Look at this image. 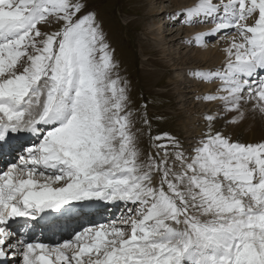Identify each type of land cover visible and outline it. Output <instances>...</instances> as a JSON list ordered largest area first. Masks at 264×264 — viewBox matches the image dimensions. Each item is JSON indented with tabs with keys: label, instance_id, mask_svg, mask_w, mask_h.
Segmentation results:
<instances>
[{
	"label": "snow or ice",
	"instance_id": "6c2138e0",
	"mask_svg": "<svg viewBox=\"0 0 264 264\" xmlns=\"http://www.w3.org/2000/svg\"><path fill=\"white\" fill-rule=\"evenodd\" d=\"M177 16L231 33L221 67L194 69L214 105L185 147L141 129L87 0H0V264H264V0H195ZM146 110L147 105H144ZM120 215L55 243L34 229L105 204ZM22 222V223H21ZM45 231L41 227V232Z\"/></svg>",
	"mask_w": 264,
	"mask_h": 264
},
{
	"label": "rangeland",
	"instance_id": "374dc122",
	"mask_svg": "<svg viewBox=\"0 0 264 264\" xmlns=\"http://www.w3.org/2000/svg\"><path fill=\"white\" fill-rule=\"evenodd\" d=\"M173 1L87 0L88 10L95 14L109 45V51L118 65V74L127 83L129 108L133 112L132 118L136 122V127L141 129L140 147L145 154L149 151V128L140 122L144 112L146 111L151 122L152 135L169 133L178 137L187 147L195 137L193 135L203 127V122L200 121L201 114H196L191 116L192 119L195 117L194 126L190 130L185 129L186 124L189 123L188 110L194 109L195 112L197 108H204L207 103L197 100L196 95L213 87L210 84L194 82L190 72L194 69H204L208 65L210 69L220 66L217 64L216 55L194 57L201 46H197L192 37L198 32L209 30L212 24L182 23L184 17L176 14L184 7H188L187 2ZM194 2L195 0L191 1L190 6ZM174 3L180 6L174 7ZM151 4L154 6V11H150ZM155 11L163 12L152 16ZM161 26H163V33L160 36L154 33V30ZM174 34L175 37H173ZM218 36L209 39L207 44L215 49L226 48L231 33ZM154 42L159 45L155 46L153 53L155 56H151L148 46L155 44ZM163 47L169 52L163 53ZM205 60V63L202 62ZM212 65L214 68H211ZM175 77L182 81L172 84ZM204 86L208 88L205 89ZM174 87H181V90H175ZM185 90L189 91L184 93ZM184 100H186L185 103ZM144 105H147L146 110ZM120 205L115 204L116 207ZM112 210H116L115 207ZM107 213H101L99 218L88 223L89 226L114 219L120 215L121 211ZM87 225L78 227L83 228Z\"/></svg>",
	"mask_w": 264,
	"mask_h": 264
},
{
	"label": "bare ground",
	"instance_id": "6f19581e",
	"mask_svg": "<svg viewBox=\"0 0 264 264\" xmlns=\"http://www.w3.org/2000/svg\"><path fill=\"white\" fill-rule=\"evenodd\" d=\"M171 1L174 2L173 0H171ZM191 1H193V0H185V2H187L186 4L188 6H190L189 3ZM176 6H180V5H177L176 3H174V7H176ZM151 7L152 8H150V11H154V6L152 5ZM159 12H163V11H159ZM159 12L158 11H155L152 16H156V15L160 14ZM162 27L163 26H161L157 30H154V33H156V34H158V35L161 36L162 33H163L162 32V30H163ZM186 32H188V31L186 30ZM173 33H175V32H173ZM171 35H173V34H171ZM173 37H175V34H174ZM154 43L155 44L148 46V50L150 51L151 56H155L153 53L155 52L154 49H155L156 44H158L157 42H154ZM187 44H189V43H187ZM190 45H192V43ZM224 49H218V48L215 49L214 47H210L208 44H206V46H203L200 49H198V51H196L197 53H196V55L194 57H196V56H205V57H207V56H211L212 54L213 55H216L217 56V59H218L217 64L220 65L219 67H221L222 66V62L224 60V56H225L224 51H223ZM162 50H163V53L164 52L165 53L166 52L167 53L169 52L164 47H163ZM205 59H207V58H205ZM207 60H210V58H208ZM202 62L205 63L206 60L205 61H202ZM197 66H200V65H197ZM209 67H210V65H208L204 69H210ZM211 68H214V66L212 65ZM175 78L176 79L173 80L174 83H172V84H175V82L181 80L178 77H175ZM204 88L207 89L208 87L207 86H204ZM174 89L175 90H181V87H179V88L174 87ZM186 91L187 90H185L184 93ZM188 99H189V97H188ZM185 101L186 100H184V103H185ZM213 107H214V105H211V104H208L207 103L204 106V108H200V109L197 108V109H195L196 110L195 112H194V109H189L188 110V113H189V123L186 124L185 129L187 128L188 130H190L194 126V118L195 117L192 119V117H191L192 115L193 116H196V114L206 113L210 109H212ZM200 121L203 122L202 119H200ZM262 128H264V119H261L259 116L253 117V115L251 113H249L248 119H246L238 127L230 128L229 131H230V133L233 135V137L235 139H242L243 141H253V140H259V139H261V138L264 137V129H262ZM199 132H200V130H198L197 133L195 135H193V136H196ZM114 207H115L116 210H112V208H114ZM107 208H111V210H108L105 207L104 210H101V211L100 210H97V212H90V215L88 214V215L84 216L83 218L73 217L71 221H68L67 219H63L62 218L59 222H49L46 226L45 225H41V227H44L45 228V231L43 233L41 232V227H37L33 231L35 233V236L36 237H40L44 242L55 243L57 240L67 239L68 237H70V234L73 232L74 229H76V230L80 229L78 227L80 225H85L86 226L90 221L99 218V215L101 213H103V212H108L107 214H109V213L113 214L115 211L125 210L124 209V206L122 204L120 206H118V207H116L115 205L107 204ZM87 226H89V224Z\"/></svg>",
	"mask_w": 264,
	"mask_h": 264
}]
</instances>
